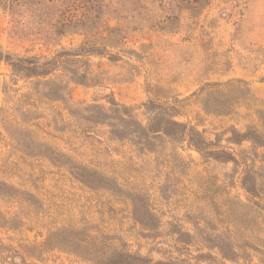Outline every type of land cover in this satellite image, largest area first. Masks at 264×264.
<instances>
[{"label":"rangeland","instance_id":"rangeland-1","mask_svg":"<svg viewBox=\"0 0 264 264\" xmlns=\"http://www.w3.org/2000/svg\"><path fill=\"white\" fill-rule=\"evenodd\" d=\"M12 3L0 0L4 52L107 46L63 101L12 82L0 61V264H264V204L250 203L243 164L223 152L264 177V147L229 140L251 128L264 139V0ZM112 99L143 124L142 104L171 102L198 147L140 150L81 118ZM88 234L94 249L63 245ZM228 236L237 256L223 259Z\"/></svg>","mask_w":264,"mask_h":264},{"label":"trees","instance_id":"trees-1","mask_svg":"<svg viewBox=\"0 0 264 264\" xmlns=\"http://www.w3.org/2000/svg\"><path fill=\"white\" fill-rule=\"evenodd\" d=\"M15 1L12 0V9H14ZM81 29L83 30L84 28ZM50 37L44 41L50 42L53 39ZM106 46L107 44L100 47L99 45L83 42L74 48H62L51 57L37 55L21 57L4 52L0 45V61H5L10 66V80L12 82L21 79L27 80L32 93L35 95L50 100L63 101L68 97L70 84H84L89 79L90 72L87 67L88 59L86 57L95 54L100 55L102 51L106 52ZM5 87H7L8 91L10 86L5 83ZM142 106L146 113L147 122L145 124L135 117L130 107L114 99L108 101L107 107L99 104L84 106L81 109V118L88 124H105L109 128L111 137L117 139L127 138L138 146L140 150H152L159 144H176L183 141H186L190 147H198L195 137L200 136V133L195 127L175 119L179 113L174 104L150 100L142 104ZM229 140L235 144L249 140L257 147H264L263 136L253 128L244 133L232 130ZM202 143L206 145L207 142L204 140ZM204 150L206 153L214 155L213 152L207 151L206 147H203ZM223 152L229 161L243 164L245 169L243 188L249 194L250 203L258 210H262L259 206L260 203L264 204V177L259 174L262 171V167L251 168L250 164H248V158L243 153L238 154L239 157H236V155L233 157L231 153ZM256 156L264 163V153L258 154L256 152ZM259 177L261 179L258 182L257 179ZM229 236V240L224 243L223 252H220L223 259H232L233 256H237L236 249L233 247V242ZM93 238V236L88 234L83 239L79 238L76 240L73 238V240H70L65 238L66 240L62 239V242L64 243L63 245H69L70 241H74L75 244L82 248L94 249L97 244L91 243ZM97 242L104 245L103 242L105 241L98 237Z\"/></svg>","mask_w":264,"mask_h":264}]
</instances>
